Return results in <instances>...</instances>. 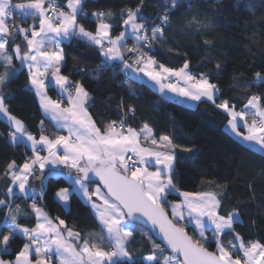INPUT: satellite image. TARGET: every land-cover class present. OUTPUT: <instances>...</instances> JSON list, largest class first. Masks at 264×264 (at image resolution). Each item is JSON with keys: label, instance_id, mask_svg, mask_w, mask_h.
Segmentation results:
<instances>
[{"label": "snow or ice", "instance_id": "snow-or-ice-1", "mask_svg": "<svg viewBox=\"0 0 264 264\" xmlns=\"http://www.w3.org/2000/svg\"><path fill=\"white\" fill-rule=\"evenodd\" d=\"M183 3L164 0L157 23L144 15L145 0L118 12L97 8L90 13L88 0H0V120L8 125L10 144L26 150L21 163L10 160L0 172L7 181L0 199V264H264V242L245 240L237 231L243 223L240 211H222V192L177 186L178 150L192 153L193 147L175 143L168 134L157 137L147 122L140 129L130 126L127 119L136 116V107L125 105L123 97L118 118L99 126L89 111L90 91L62 71L65 43L82 41L101 57L95 78L104 71L123 73L134 97L132 83H138L166 98L171 93L193 104L210 103L225 114L226 130L245 149L264 154V94H250L238 107L221 99L208 73L193 72L190 60L177 68L156 58V46L167 43L171 13ZM187 26L210 27L197 17ZM21 73L57 129L54 136L46 134L43 120L34 135L9 110L8 89ZM254 82L264 85V74L256 72ZM61 180L67 186L57 183L56 203L69 212L78 197L91 209L99 232L82 233L46 211L50 181ZM16 200H30V212ZM29 217L34 226L20 223ZM138 234L150 244L149 254L139 258L132 249ZM17 241L22 246L13 253Z\"/></svg>", "mask_w": 264, "mask_h": 264}, {"label": "trees", "instance_id": "trees-1", "mask_svg": "<svg viewBox=\"0 0 264 264\" xmlns=\"http://www.w3.org/2000/svg\"><path fill=\"white\" fill-rule=\"evenodd\" d=\"M138 2L88 0L86 11L111 8L118 12L122 8L134 7ZM163 9L164 0H145L143 13L158 23ZM171 16L172 23L165 33L167 43L155 48L156 58L161 63L178 68L188 59L193 72L208 73L214 80H219L229 67L226 84L220 88L221 99L237 102L238 107L248 95L264 94V85L254 82L256 72L264 74V0H184ZM193 17L210 27L200 31L189 28L187 22ZM86 27L93 29L94 25L86 24ZM205 41L209 43L205 44ZM131 43L129 41L130 46ZM64 48L66 66L62 71L73 80L88 79L93 85L89 111L99 126L118 118L120 110L117 105L121 97L125 105H135L136 116L127 119L130 126L140 129L147 122L157 137L168 134L173 136L175 143L193 147L192 153L178 150L174 176L177 186L193 192H222V211L233 208L240 211L243 223L237 226V231L245 240L264 242V154L245 149L226 130L225 114L206 102L190 107L168 100L152 87L138 83H132L134 97L123 83V73L104 71L99 73L98 79L95 78L94 70L101 62L95 49L79 40L65 43ZM216 63H220V69L215 68ZM80 69L87 71L81 72ZM8 92L11 93L9 110L24 121L30 132L38 135L40 121L43 120L46 134H56L57 129L44 117L37 98L27 88L26 74L21 73ZM49 95L56 98L55 90H51ZM8 131L9 128L0 122V172L10 160L21 163L26 151L22 145L14 147L10 144ZM57 183L67 186L62 180L50 181L43 201L49 215L61 216L69 226H75L82 233L99 232L91 209L78 197H73L69 212L56 203ZM6 185L7 181L0 179V199L4 198ZM169 199L175 200L176 197L172 195ZM15 203L30 212V200L27 203L16 200ZM2 218L3 211L0 210V220ZM20 223L26 227L34 226L31 217L21 219ZM141 231L147 230L142 228ZM21 246L19 241L13 243L11 252L15 253ZM132 249L134 256L139 258L149 254L150 244L138 234ZM6 258L14 259V256Z\"/></svg>", "mask_w": 264, "mask_h": 264}, {"label": "crops", "instance_id": "crops-1", "mask_svg": "<svg viewBox=\"0 0 264 264\" xmlns=\"http://www.w3.org/2000/svg\"><path fill=\"white\" fill-rule=\"evenodd\" d=\"M67 43V42H66ZM66 55V54H65ZM228 69H229V67L227 68V71H228ZM227 71L223 74V76L219 79V80H214L218 85H219V87L221 88V87H224V85L226 84V75H227ZM84 85H85V87L90 91V93L92 94V88H93V85H92V83L88 80V79H84V80H82L81 81ZM151 87V86H150ZM154 89V88H153ZM155 90V89H154ZM159 93V92H158ZM160 94V93H159ZM164 97V96H163ZM168 97L169 98H166V97H164V98H166V99H168V100H173V101H176V102H178V103H181V104H184V105H187V106H190V107H193V106H196L197 104H193L191 101H184V100H182L181 98H179V97H175V96H173V94H171V93H169L168 94ZM43 113V112H42ZM44 115V114H43ZM44 117L47 119V120H49L45 115H44ZM50 121V120H49ZM53 123V122H52ZM54 125V124H53ZM64 133H66V132H64Z\"/></svg>", "mask_w": 264, "mask_h": 264}, {"label": "water", "instance_id": "water-1", "mask_svg": "<svg viewBox=\"0 0 264 264\" xmlns=\"http://www.w3.org/2000/svg\"><path fill=\"white\" fill-rule=\"evenodd\" d=\"M0 122L2 123V124H4L5 126H7L8 127V125H7V123L6 122H4V121H2V120H0ZM146 230H148L147 228H145ZM157 242H159V241H157Z\"/></svg>", "mask_w": 264, "mask_h": 264}, {"label": "rangeland", "instance_id": "rangeland-1", "mask_svg": "<svg viewBox=\"0 0 264 264\" xmlns=\"http://www.w3.org/2000/svg\"><path fill=\"white\" fill-rule=\"evenodd\" d=\"M210 235V234H209Z\"/></svg>", "mask_w": 264, "mask_h": 264}]
</instances>
